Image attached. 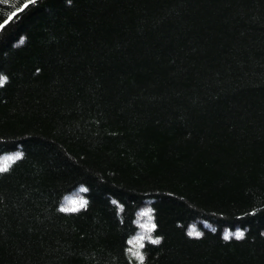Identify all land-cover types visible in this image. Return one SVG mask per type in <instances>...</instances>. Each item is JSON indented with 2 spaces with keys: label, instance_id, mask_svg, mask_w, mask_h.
<instances>
[{
  "label": "trees",
  "instance_id": "1",
  "mask_svg": "<svg viewBox=\"0 0 264 264\" xmlns=\"http://www.w3.org/2000/svg\"><path fill=\"white\" fill-rule=\"evenodd\" d=\"M0 76V264H264V0H0Z\"/></svg>",
  "mask_w": 264,
  "mask_h": 264
},
{
  "label": "snow or ice",
  "instance_id": "2",
  "mask_svg": "<svg viewBox=\"0 0 264 264\" xmlns=\"http://www.w3.org/2000/svg\"><path fill=\"white\" fill-rule=\"evenodd\" d=\"M5 81H6V77L0 76V86H3V84L5 83ZM19 158H20V156L17 155L14 158L13 157H10L9 159H19ZM7 167H8V165L5 163L4 166L0 167V172L7 171ZM81 191H85V189H81ZM85 205H86V201L81 200V201H79V204H78V207H77V201L73 200V201H71V206L64 207V208L61 209V211L75 212V211H78L79 208L85 207ZM142 215H147V213H142ZM142 227H144L148 231H151V230L155 229L156 226L154 224H152L150 226L149 225H142ZM189 234L190 235H193L194 234L196 236H199L200 235L198 232H195V230H193V232L192 233H189ZM234 235H235V237L237 239H239V238H242L243 233L242 232H237ZM143 238L144 237H142V236L140 237V239H143ZM228 238H229V236L226 235L225 236V239H228ZM151 242L154 243V244H157V243H159V240H151ZM141 247H143V245H141ZM142 259L143 258L141 257V261H142Z\"/></svg>",
  "mask_w": 264,
  "mask_h": 264
}]
</instances>
